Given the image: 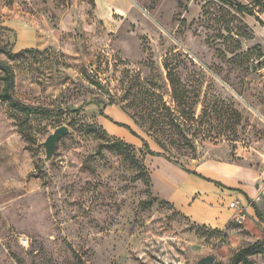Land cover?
I'll list each match as a JSON object with an SVG mask.
<instances>
[{
  "label": "rangeland",
  "instance_id": "374dc122",
  "mask_svg": "<svg viewBox=\"0 0 264 264\" xmlns=\"http://www.w3.org/2000/svg\"><path fill=\"white\" fill-rule=\"evenodd\" d=\"M0 26V45L30 49L0 54L14 95L55 109L0 101V264H230L264 247V217L219 228L180 211L166 181L183 169L139 137L207 178L263 187V0H0ZM169 69L197 119L164 145L148 94L175 108ZM62 125L46 162L43 141ZM247 258L264 264L262 252Z\"/></svg>",
  "mask_w": 264,
  "mask_h": 264
},
{
  "label": "trees",
  "instance_id": "16d2710c",
  "mask_svg": "<svg viewBox=\"0 0 264 264\" xmlns=\"http://www.w3.org/2000/svg\"><path fill=\"white\" fill-rule=\"evenodd\" d=\"M1 28L10 30V28L6 26H0V29ZM28 50L30 49H23L20 50L19 52L13 53L12 50L8 49L6 45H0V54L2 53L8 54L12 57L23 55ZM0 73H1L0 79L3 81V88L0 91V101L6 102L9 105V107H11L12 109L22 112L26 115L48 116L55 111L54 108H50L48 106H37V105L27 104L22 100L18 99L14 95L15 72L13 66L1 58H0ZM168 79L172 87V98L175 108H172V106L164 100L163 96L150 92L148 94L149 95L148 104L150 106L149 114L151 115L152 120L156 119L157 121L156 128L162 132L160 141H162L164 145L167 142L169 143L181 142L182 140H177V138H174L173 136L182 135L184 137L185 127L188 124L189 125L193 124L194 121L197 119L195 115L192 113V107L194 102L192 101L191 96H189L190 93L185 88L183 82L180 80L178 75L175 72H173L171 69H169ZM83 107L84 105L67 111L71 113L79 114L82 111ZM175 111L179 112V115H181L184 118L185 122L175 114ZM115 123L128 128L131 133L139 136V134L131 126L118 121H116ZM139 137L142 138L144 142V147L149 154L155 156H163L189 173L204 178L207 181L215 182V184L219 186H224L218 180L207 178L204 175L198 173L197 171L191 170L190 168H187L185 165L171 159L165 152L152 150L150 143L142 136ZM170 137L172 138L170 139ZM186 139L189 140L188 138ZM119 143L120 142H116V143L114 142L113 146L116 148L117 147L119 148L125 147V149L128 148V146H125V144H121V143L119 144ZM253 252L264 253V247L261 246V243H254L253 245L244 247L235 253L230 264H239L241 261H244L247 264H253V262L247 258V255Z\"/></svg>",
  "mask_w": 264,
  "mask_h": 264
},
{
  "label": "crops",
  "instance_id": "0c3cea01",
  "mask_svg": "<svg viewBox=\"0 0 264 264\" xmlns=\"http://www.w3.org/2000/svg\"><path fill=\"white\" fill-rule=\"evenodd\" d=\"M181 171L183 173L181 182L171 178L167 179L166 184L174 185V188L166 194L180 211L192 217L196 222L219 228L224 227L235 215L236 211L230 208V203L234 199L240 201L243 207L242 214L245 217H264L262 186L249 185L240 182L239 179L236 180L237 182H229L224 175H220L215 179L224 186L219 188L217 184L205 181L185 170ZM224 183L231 187H227ZM218 199L221 203L216 202Z\"/></svg>",
  "mask_w": 264,
  "mask_h": 264
},
{
  "label": "water",
  "instance_id": "95a60500",
  "mask_svg": "<svg viewBox=\"0 0 264 264\" xmlns=\"http://www.w3.org/2000/svg\"><path fill=\"white\" fill-rule=\"evenodd\" d=\"M70 131L69 126L68 125H62L57 127L54 132H52L45 141H43V145L45 147L46 150V157H45V161L48 162L52 159L58 141L64 137L66 134H68ZM216 261L215 256L212 255H208L205 256L203 258H201L197 264H214Z\"/></svg>",
  "mask_w": 264,
  "mask_h": 264
},
{
  "label": "built area",
  "instance_id": "2783aa9c",
  "mask_svg": "<svg viewBox=\"0 0 264 264\" xmlns=\"http://www.w3.org/2000/svg\"><path fill=\"white\" fill-rule=\"evenodd\" d=\"M261 195L264 196V185L262 187L261 190ZM230 208H233L236 212L234 215V219L236 221H238L239 223H242L243 221H245V215L242 214V205L240 203V201L238 199H234L231 203H230Z\"/></svg>",
  "mask_w": 264,
  "mask_h": 264
}]
</instances>
